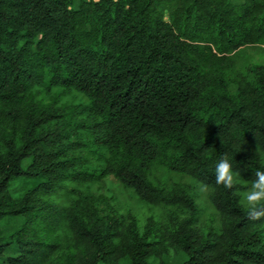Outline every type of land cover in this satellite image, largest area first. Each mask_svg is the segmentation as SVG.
<instances>
[{"label": "trees", "instance_id": "16d2710c", "mask_svg": "<svg viewBox=\"0 0 264 264\" xmlns=\"http://www.w3.org/2000/svg\"><path fill=\"white\" fill-rule=\"evenodd\" d=\"M260 54L264 0H0V264H264V219L240 203L264 170ZM186 178L209 185L207 231ZM109 179L168 222L142 233Z\"/></svg>", "mask_w": 264, "mask_h": 264}, {"label": "rangeland", "instance_id": "374dc122", "mask_svg": "<svg viewBox=\"0 0 264 264\" xmlns=\"http://www.w3.org/2000/svg\"><path fill=\"white\" fill-rule=\"evenodd\" d=\"M254 59L257 63L263 64L264 54L257 55ZM70 101L71 98L64 99V102L66 104H69ZM47 102H50V100H47ZM28 164H30V160H26L23 163L24 167H27ZM157 175L161 178L159 180H161L162 182H165L167 180L180 182L181 179L180 175L176 173H170L165 169H160ZM185 180L188 184L193 186V193L194 195H196L197 204L200 209V230L207 231L210 227L218 224V216L209 201L210 191H208L206 194H202L199 191L200 184L195 183L190 178H186ZM38 182L39 180H32L31 182L20 181L14 186H12L10 190V196L14 200H18L22 196H24L27 191L34 187ZM94 189L96 190V187H94ZM101 193L106 196H113L115 198L114 202L116 208L118 209V212L124 217L132 215L137 221L138 227L142 233L146 231L147 226L150 224L155 223L157 225L165 224L166 222H168V214L170 213L167 211V209L141 203L132 191L123 190L120 185L114 182L113 179L106 180L104 187L101 189ZM7 223H9L8 218H5L0 228L5 227ZM11 225H17V221L11 223ZM12 231V229L6 230V236L11 234ZM151 242L154 243L155 238H151ZM167 260L169 261V264H182L185 260V256L178 252L171 251L167 256Z\"/></svg>", "mask_w": 264, "mask_h": 264}, {"label": "clouds", "instance_id": "9594fccd", "mask_svg": "<svg viewBox=\"0 0 264 264\" xmlns=\"http://www.w3.org/2000/svg\"><path fill=\"white\" fill-rule=\"evenodd\" d=\"M254 176L255 179L251 181L248 190L241 194L240 203L246 209L247 218L257 222L264 219V170L255 171ZM241 182V172L234 170L228 154H223L215 167V183L232 190ZM199 191L206 194L209 191V185L200 183Z\"/></svg>", "mask_w": 264, "mask_h": 264}]
</instances>
